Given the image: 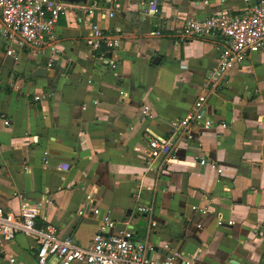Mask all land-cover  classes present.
<instances>
[{
    "label": "crops",
    "instance_id": "obj_1",
    "mask_svg": "<svg viewBox=\"0 0 264 264\" xmlns=\"http://www.w3.org/2000/svg\"><path fill=\"white\" fill-rule=\"evenodd\" d=\"M62 1L69 9L55 34L64 53L48 77L32 74L44 66L43 56L24 48L15 61L0 36V205L18 212L23 198L49 196L40 221L81 245L109 214L118 221L112 232L126 227L137 241L148 240L153 259L165 257L162 246L169 242L199 264H264V49L209 91L212 128L195 126V139L180 140L177 156L166 164L148 156L150 140L168 135L171 120L191 109L223 44L215 35L184 40V21L239 14L248 4L157 0L160 12L151 14L149 0ZM93 4L98 9L90 17L86 9ZM94 21L117 32L122 46L94 52ZM67 60L75 66L66 68ZM49 92V99H35ZM201 156L224 172L201 164ZM88 194L99 214L80 213ZM150 204L152 227L139 211ZM37 254L34 236L19 234L0 247V264H11V256L15 264H40Z\"/></svg>",
    "mask_w": 264,
    "mask_h": 264
},
{
    "label": "built area",
    "instance_id": "obj_2",
    "mask_svg": "<svg viewBox=\"0 0 264 264\" xmlns=\"http://www.w3.org/2000/svg\"><path fill=\"white\" fill-rule=\"evenodd\" d=\"M109 1L117 3V0ZM244 1L248 5L239 14L215 13L203 18L189 17L184 21V40L215 35L223 38V44L218 51L217 63L208 71L203 89L191 109L171 120L168 135L150 140V158L159 157L166 164L177 156L180 140L195 139V126L202 132L212 128L215 123L207 113L209 91L224 81L234 68L242 65L250 54L264 49V0ZM68 9L69 4L62 0H0V36L8 42L7 54L19 61L18 50L32 48L44 57L46 67H53L56 59L64 53V45L58 41L55 27ZM97 9L98 5L93 4L86 9V13L93 17ZM147 11L159 13L160 3L149 0ZM114 15V12L110 13V16ZM91 25L90 45L94 52L103 53L122 46V38L117 32H108L95 21ZM53 95L49 92L37 95L35 99H49ZM147 115L151 116L149 113ZM3 123L9 125L10 120L3 119ZM199 161L219 173L224 172L216 162L203 156L199 157ZM48 162L46 156L44 163ZM87 200L86 210L80 213L99 214L100 208L94 204L91 194L87 195ZM49 202L46 195L36 201L23 198L18 212L0 205V247L19 234H27L36 239L40 264H46L52 257L57 259V264H199L197 256H186L169 242L162 246L165 250L163 259L151 258L149 252L154 249L152 244L148 240L137 241L133 231L126 227L117 233L112 232L118 227V221L109 214L103 215L97 232L87 245L78 244L70 236H61L55 224L40 221L41 211ZM193 209L202 214L209 212L207 206H193ZM139 211L150 216L149 226L152 227L155 224V204L140 206ZM223 223L224 219L220 217L218 224ZM227 223L233 225L234 221L228 220ZM9 261L15 264L16 258L11 256Z\"/></svg>",
    "mask_w": 264,
    "mask_h": 264
},
{
    "label": "water",
    "instance_id": "obj_3",
    "mask_svg": "<svg viewBox=\"0 0 264 264\" xmlns=\"http://www.w3.org/2000/svg\"><path fill=\"white\" fill-rule=\"evenodd\" d=\"M67 61L68 62H67L66 68L71 69V67L75 66V63L74 62H72L70 60H67ZM159 61H160V56H158L154 60V62L157 63V64L159 63ZM65 73H66V70H65ZM32 74L35 77H43V78H46L50 74V69L48 67H46L45 65L43 66V65L38 64V66L34 69V71L32 72ZM149 255H150V252H149ZM234 264H243V263H240L239 261L234 260Z\"/></svg>",
    "mask_w": 264,
    "mask_h": 264
},
{
    "label": "rangeland",
    "instance_id": "obj_4",
    "mask_svg": "<svg viewBox=\"0 0 264 264\" xmlns=\"http://www.w3.org/2000/svg\"><path fill=\"white\" fill-rule=\"evenodd\" d=\"M23 58H24V56H22L21 60H22ZM23 63H24V62H23ZM19 65H20V68H21V67H22V63L19 64ZM23 70H24L25 73H28V69H25V68H24ZM58 83H59V79H58Z\"/></svg>",
    "mask_w": 264,
    "mask_h": 264
}]
</instances>
